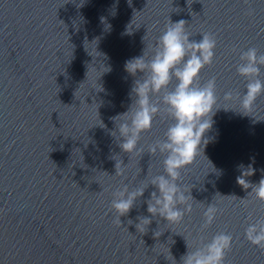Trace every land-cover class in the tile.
<instances>
[{"label":"water","instance_id":"1","mask_svg":"<svg viewBox=\"0 0 264 264\" xmlns=\"http://www.w3.org/2000/svg\"><path fill=\"white\" fill-rule=\"evenodd\" d=\"M169 20L186 21L189 42L216 38L214 61L200 73L201 83L216 78L211 139L182 172L193 198L182 221L151 217L149 184L118 225L112 193L163 173L149 147L171 123L157 115L141 135L142 156L122 151L114 118L129 110L142 75L125 63L150 57ZM249 48L264 55V0H0V264H182L187 244L219 232L233 236L224 264H264V249L245 239L264 202L237 183L249 167V184L264 179V95L250 110L238 97L247 81L237 66ZM121 161L124 174L115 175ZM212 204L218 212L202 228ZM140 217L151 220L145 232Z\"/></svg>","mask_w":264,"mask_h":264},{"label":"clouds","instance_id":"2","mask_svg":"<svg viewBox=\"0 0 264 264\" xmlns=\"http://www.w3.org/2000/svg\"><path fill=\"white\" fill-rule=\"evenodd\" d=\"M131 2V0H129ZM186 21L171 22L159 36L153 54L146 58V53L126 61L125 71L136 77L132 88L135 97L129 110L114 118L118 138H123L120 148L124 153L142 156L143 149L138 148L141 135L151 130L157 115L165 113L171 120L164 138L150 145L151 155L157 152L163 157V173L147 177V183L138 187L127 184L112 193L111 209L116 215L115 223L121 225L120 217L125 216L133 208L135 201L144 195L149 184L153 191L146 201L147 212L151 217L163 218L167 223H178L186 212L191 211L189 199L179 183L182 172L190 166L204 147L210 142L207 133L213 126L212 117L218 110L216 78L212 77L201 83L200 73L206 66H211L215 58L216 38L210 33H203L199 42H189L192 35L186 31ZM264 66V55H258L257 49L249 48L240 55L237 73L247 81L246 94H238L242 109L250 110L254 102L264 95V80L260 78V68ZM173 80L176 81L172 86ZM232 92H227L225 100L232 99ZM119 121V123H117ZM117 136V132L112 133ZM206 158V157H205ZM121 163L115 165V175H123ZM244 169V165L238 166ZM253 170L242 171L237 183L244 189L252 188L249 195L264 202V179L258 185H251L246 177ZM184 205L185 207H181ZM218 209L212 204L204 212L202 228L210 226ZM132 223V221H129ZM151 223L148 217H140L137 230L146 231ZM159 232H156L157 236ZM245 239L252 245L264 249V218L251 223L245 229ZM233 236L219 232L210 241L189 250L181 257L182 264H224L226 253L231 250Z\"/></svg>","mask_w":264,"mask_h":264}]
</instances>
